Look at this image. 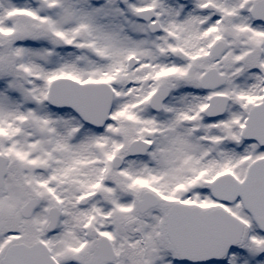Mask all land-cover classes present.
Wrapping results in <instances>:
<instances>
[{
	"label": "snow or ice",
	"instance_id": "obj_1",
	"mask_svg": "<svg viewBox=\"0 0 264 264\" xmlns=\"http://www.w3.org/2000/svg\"><path fill=\"white\" fill-rule=\"evenodd\" d=\"M0 264H264V0H0Z\"/></svg>",
	"mask_w": 264,
	"mask_h": 264
}]
</instances>
